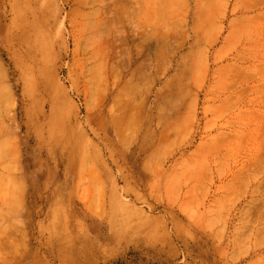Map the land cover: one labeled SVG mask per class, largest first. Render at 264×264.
<instances>
[{
    "label": "rangeland",
    "instance_id": "374dc122",
    "mask_svg": "<svg viewBox=\"0 0 264 264\" xmlns=\"http://www.w3.org/2000/svg\"><path fill=\"white\" fill-rule=\"evenodd\" d=\"M0 264H264V0H0Z\"/></svg>",
    "mask_w": 264,
    "mask_h": 264
}]
</instances>
